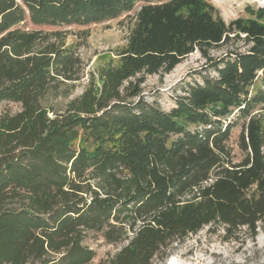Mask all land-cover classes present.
I'll return each mask as SVG.
<instances>
[{"label":"trees","instance_id":"1","mask_svg":"<svg viewBox=\"0 0 264 264\" xmlns=\"http://www.w3.org/2000/svg\"><path fill=\"white\" fill-rule=\"evenodd\" d=\"M137 3L117 61L54 108L48 94L80 81L81 61L60 32L16 26L98 24ZM245 12L253 18L225 22L204 0H0V106H20L0 111V264H92L87 232L127 241L108 264H155L209 225L224 240L257 234L264 7ZM195 50L214 76L183 83L169 111L142 99L147 76L170 73ZM241 119L236 160L228 142Z\"/></svg>","mask_w":264,"mask_h":264},{"label":"rangeland","instance_id":"2","mask_svg":"<svg viewBox=\"0 0 264 264\" xmlns=\"http://www.w3.org/2000/svg\"><path fill=\"white\" fill-rule=\"evenodd\" d=\"M209 3L214 12L223 21L229 22L237 18H253L245 12L247 6L254 9L264 7V0H204ZM137 3L134 9L119 17L85 26H38L26 21L18 24L16 28L25 31L41 30L44 32H60L65 40V46L73 52L81 61L80 81L66 83L60 87L57 97L53 93L48 94V101L57 109H64L68 102L78 97L87 86L90 73L106 66L110 61H117L116 52L125 46L130 28L133 26V16L139 8ZM227 48H214L210 57L217 60ZM210 63L201 57L198 50L185 57L168 74L147 76L141 85L142 99L153 105H157L163 111L171 110L175 105V98L181 95L180 87L183 83L200 82V77L214 76L209 67ZM262 86L257 80L255 88ZM20 106L12 103H3L0 111L15 113ZM255 113L264 116L263 110ZM237 117L234 112L222 123H229ZM243 119L232 129L228 142L236 160L242 156L238 148V136L241 132ZM192 131L195 129L190 126ZM199 129V128H198ZM242 234L237 241L224 240L223 231L219 227L205 226L195 234H189L185 239L173 243L168 255L163 259H157L155 264H264V220L259 224L257 234L254 237L242 229ZM127 241L109 244L104 238L95 232H87L84 244L95 252L92 264H108L109 260L123 247Z\"/></svg>","mask_w":264,"mask_h":264}]
</instances>
